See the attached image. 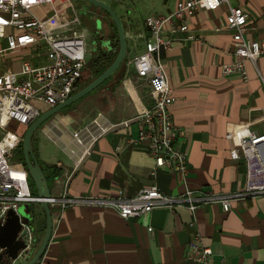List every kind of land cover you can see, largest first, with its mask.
<instances>
[{"label":"crops","instance_id":"1","mask_svg":"<svg viewBox=\"0 0 264 264\" xmlns=\"http://www.w3.org/2000/svg\"><path fill=\"white\" fill-rule=\"evenodd\" d=\"M177 1L163 0L153 14L170 13ZM228 3L240 6L247 14L244 38L259 42L264 49V0ZM75 13L88 32L81 7ZM227 13L225 4L215 10L200 6L186 21L197 40L183 41L179 36L170 49L161 53L172 90L169 113L176 128L175 144L188 159L186 175L181 177L164 169L151 174L154 161L148 142L138 140L136 117L153 101L150 86L136 76L132 62L144 51L149 34L143 21L139 24L123 18L125 63L82 101L58 112L40 128L60 153V157L47 158L45 164L53 168V174L49 173L52 196L64 191L74 161L87 148L66 187L68 197H103L114 189L134 196L151 186L174 196L187 188L194 197L243 190L245 162L230 159L229 152L235 146L233 131L240 125L264 133V81L258 76L259 72L264 80V55L259 57L257 67L246 62L247 82L236 75L221 74L222 65L234 60ZM88 36L92 43L90 63L98 50L115 53L111 33L97 45ZM23 57L18 54L7 59L13 71L20 70ZM89 77L91 74L76 89ZM38 106L42 113L48 110L43 104ZM75 133L77 137H73ZM260 149L264 153V145ZM36 211L35 250L28 260L41 241L38 224H45L42 210L37 207ZM51 216L50 240L37 264H191L186 254L196 235L212 252L210 264H264V196L233 201L227 212L220 203L210 202L198 204L194 211L186 205L156 208L127 220L111 209L93 205L71 206L60 215L52 210Z\"/></svg>","mask_w":264,"mask_h":264},{"label":"built area","instance_id":"2","mask_svg":"<svg viewBox=\"0 0 264 264\" xmlns=\"http://www.w3.org/2000/svg\"><path fill=\"white\" fill-rule=\"evenodd\" d=\"M60 0H0V232L10 212L18 213L24 207L45 201L52 212L60 215L66 208L93 205L115 211L124 220L140 217L156 208L173 209L186 205L194 211L198 204L218 202L224 212L233 201L264 196V133H257L248 125H240L233 131L235 146L230 159H243L246 166V183L243 190L231 194H205L194 197L185 189L180 195H170L156 186L142 189L128 196L122 189H114L103 197H68L66 187L72 174L80 167L89 148L73 163L72 174L66 176L64 191L57 197L42 200L32 193L26 167H12L8 161L13 150L19 149L23 135L17 126H29L41 114L38 104L48 109L64 102L74 93L86 67L87 30L81 20L61 22L67 7L55 8ZM227 5L226 28L232 33L234 60L221 67L224 77L238 76L247 82L246 62L257 67L264 49L257 41L244 38L247 14L240 6L232 7L228 0H179L166 15L148 14L143 24L149 34L144 51L135 56L133 64L136 76L150 86L152 105L141 110L138 121V140L148 142V152L154 161L152 175L157 170L184 177L188 171L187 156L176 146V128L169 108L173 102L172 90L167 82L161 53L170 49L179 36L183 41H196L187 25L200 6L215 10ZM52 9L48 17H40L34 11ZM76 14V13H75ZM168 33L170 36L165 37ZM87 34V35H86ZM22 55L20 70L15 72L7 63L14 55ZM26 59H37L42 64L33 66ZM36 60V61H37ZM262 81V75L258 72ZM77 137V133L73 135ZM151 231V230H150ZM26 247L18 254V260H28L35 250L34 235L28 230ZM2 249H0L1 253ZM211 250L201 245L196 235L189 243L186 261L191 264H210Z\"/></svg>","mask_w":264,"mask_h":264},{"label":"water","instance_id":"3","mask_svg":"<svg viewBox=\"0 0 264 264\" xmlns=\"http://www.w3.org/2000/svg\"><path fill=\"white\" fill-rule=\"evenodd\" d=\"M84 1H86L92 7L102 11L109 17L116 31L118 47L113 60L101 73L95 76L85 86L71 94L64 102L43 112L28 126V129L24 133L22 147L25 166L28 172V177L36 189V195L42 200L50 197V190L47 178L32 150V139L35 132L43 123L48 121L58 112L74 104L102 85L126 61L125 27L121 18L115 13L112 7L100 0ZM96 28V31L98 32L100 26L98 25ZM105 53H107V51ZM36 206L39 207L44 213V233L35 253L31 256L26 264H37L40 261L46 251L52 230V216L47 203L45 201H41L38 202ZM35 214L34 205L30 206L29 208L24 206L19 210L18 213L10 212L8 219L0 232V249H2L0 253V264H12L18 259L19 252L26 247V241L29 237L28 230L34 235V222L36 223L37 221V216Z\"/></svg>","mask_w":264,"mask_h":264},{"label":"rangeland","instance_id":"4","mask_svg":"<svg viewBox=\"0 0 264 264\" xmlns=\"http://www.w3.org/2000/svg\"><path fill=\"white\" fill-rule=\"evenodd\" d=\"M106 4H108L110 7H112V9L115 11V13L121 18H129L134 22H137L139 24L142 23V21L144 20V18L148 15V14H153L155 12V8L159 7L163 0H100ZM84 4H86V2L84 0H60L55 8L57 10L62 9L63 7H67L64 17L61 18V22H67L69 20L75 19L76 18V14L75 11L79 10L80 7H82ZM37 15H39L40 17H48L52 14V9H47L46 11H44L42 8H37L34 11ZM110 23V29H111V34H112V40H115L114 38V29L113 26L111 25V21L108 20ZM84 29V27H83ZM87 35V34H86ZM89 36H86V68L83 72V77L87 78L90 74L91 77H89L86 81L82 82V84L75 90L77 91L78 89H80L81 87L85 86L87 83H89L94 77V73L93 71H91L90 69V61H88V59L90 58V54L92 52V43L91 41L89 42ZM114 43H116V41H114ZM117 51V44H116V49H115V54ZM28 60V62L30 64H32L33 66H37L42 64V61L37 60V59H26ZM37 60V61H36ZM74 91V92H75ZM87 96V95H86ZM85 96V97H86ZM79 101V100H78ZM75 102L74 104L78 103ZM80 101H82L80 99ZM64 111V109H63ZM49 121H46L45 123H43L38 130L35 132L34 137H33V141H32V150L33 153L39 163V165L43 168L44 171H46L45 165L47 163V158H53V157H60V153L58 151V149L54 146L53 142L47 138L45 135L41 134L40 132V128L45 126ZM28 129L27 126H18L17 127V132L20 133L21 135L24 136V133L26 132V130ZM8 161L10 163V165L16 169H19L21 166H24V161H23V157L22 154L20 152V149H15L12 151V153L9 155L8 157ZM48 176V185L49 187L52 189L53 191V186H52V182L51 179L49 177V174L47 173ZM30 183V181H29ZM35 189V188H34ZM33 193V191H32ZM34 195L35 192L33 193ZM33 206V205H32ZM37 206L34 205V212L36 213L35 215H38V211H36ZM38 223V222H37ZM37 223L34 222V228H36ZM43 222H40V224H38V240H41L42 238V234H43ZM39 230V231H38ZM18 262L20 264H24L25 261L23 259L18 260Z\"/></svg>","mask_w":264,"mask_h":264},{"label":"flooded vegetation","instance_id":"5","mask_svg":"<svg viewBox=\"0 0 264 264\" xmlns=\"http://www.w3.org/2000/svg\"><path fill=\"white\" fill-rule=\"evenodd\" d=\"M86 2V1H85ZM81 9L83 10V15H84V21L87 23V26H89V31L87 32L90 36L91 39L93 40V42L97 45V43L99 41H101L103 38H105L106 36L109 35L110 29H108V26L110 25L109 21V17L103 13L102 11L96 9L95 7H92L90 4H88L86 2V4H84ZM100 26L98 32L97 30V26ZM112 25V24H111ZM105 50H98L94 55H93V61L92 63H90V69L91 71H93V73L95 74V62L96 59L101 55V54H105L108 55V53H105ZM83 73L82 76L80 78V80L78 81V84L80 83V81L83 79Z\"/></svg>","mask_w":264,"mask_h":264},{"label":"trees","instance_id":"6","mask_svg":"<svg viewBox=\"0 0 264 264\" xmlns=\"http://www.w3.org/2000/svg\"><path fill=\"white\" fill-rule=\"evenodd\" d=\"M111 21V20H110ZM115 33H116V31H115ZM115 41H116V44H117V37H116V34H115ZM117 47H118V45H117ZM114 56H115V53L114 54H112V55H110V54H108V55H105V54H101L97 59H96V62H95V66H94V70H95V76H97L99 73H101L108 65H109V63L113 60V58H114ZM93 60V59H92ZM109 78H111V77H109ZM108 78V79H109ZM107 79V80H108ZM106 80V81H107ZM101 86V85H100ZM99 86V87H100ZM19 149H20V152H21V154H22V157H23V161H24V155H23V147H22V143H21V145H20V147H19ZM24 167H26L25 166V161H24ZM45 168H46V171H44L43 170V168H42V170H43V172H44V174H45V176H46V178H48V176H47V173L49 174H53V168L51 167V166H45ZM28 180L30 181V186H31V189H32V191H33V193L35 192V194H36V189H34L35 187H34V185L32 184V182H31V180L29 179V177H28Z\"/></svg>","mask_w":264,"mask_h":264}]
</instances>
